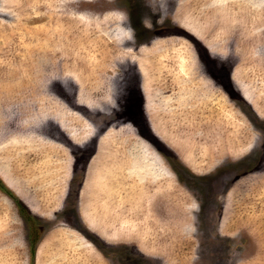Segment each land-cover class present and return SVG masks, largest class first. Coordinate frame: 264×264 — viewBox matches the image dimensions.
Listing matches in <instances>:
<instances>
[{"label":"rangeland","instance_id":"obj_1","mask_svg":"<svg viewBox=\"0 0 264 264\" xmlns=\"http://www.w3.org/2000/svg\"><path fill=\"white\" fill-rule=\"evenodd\" d=\"M0 264H264V0H0Z\"/></svg>","mask_w":264,"mask_h":264},{"label":"bare ground","instance_id":"obj_2","mask_svg":"<svg viewBox=\"0 0 264 264\" xmlns=\"http://www.w3.org/2000/svg\"><path fill=\"white\" fill-rule=\"evenodd\" d=\"M189 58H191V57H189ZM183 61V60H182ZM181 63V62H180ZM182 64V63H181ZM183 67V66H182ZM218 88V87H217Z\"/></svg>","mask_w":264,"mask_h":264},{"label":"trees","instance_id":"obj_3","mask_svg":"<svg viewBox=\"0 0 264 264\" xmlns=\"http://www.w3.org/2000/svg\"><path fill=\"white\" fill-rule=\"evenodd\" d=\"M34 253V252H33Z\"/></svg>","mask_w":264,"mask_h":264}]
</instances>
